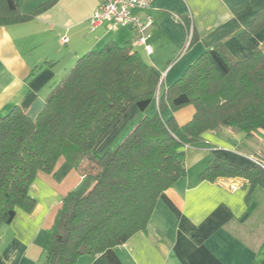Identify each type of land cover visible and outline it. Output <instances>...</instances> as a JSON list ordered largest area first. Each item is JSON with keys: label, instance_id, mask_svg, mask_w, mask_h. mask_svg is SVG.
Wrapping results in <instances>:
<instances>
[{"label": "trees", "instance_id": "16d2710c", "mask_svg": "<svg viewBox=\"0 0 264 264\" xmlns=\"http://www.w3.org/2000/svg\"><path fill=\"white\" fill-rule=\"evenodd\" d=\"M56 2L24 14L19 0H0V27L31 20ZM183 22L190 30V20ZM263 28L264 10L250 29L236 35L245 40ZM195 40L193 32L190 44ZM159 85V73L137 52L108 42L76 60L35 119L18 106L0 117V223H11L17 208H34L30 185L39 172L52 173L59 159L86 178L56 213L44 264H75L145 231L159 195L186 175L185 147L204 132L228 128L246 138L264 134L263 51L237 60L218 43L158 97ZM154 102L155 111L145 114L117 148L96 153L97 143L130 106L145 112ZM187 105L195 108L188 123L163 119L164 110ZM261 164L247 170L211 159L200 178L242 177L253 188L264 184Z\"/></svg>", "mask_w": 264, "mask_h": 264}, {"label": "crops", "instance_id": "0c3cea01", "mask_svg": "<svg viewBox=\"0 0 264 264\" xmlns=\"http://www.w3.org/2000/svg\"><path fill=\"white\" fill-rule=\"evenodd\" d=\"M48 1L19 0L20 9L30 14ZM102 1L57 0L31 20L0 27V117L18 106L35 119L53 85L69 74L76 60L108 42L128 46L157 70L158 97L218 43L237 60L264 52V28L245 40L236 35L250 29L264 10V0H151L146 10L154 20L147 39L151 53L130 27L110 30L101 23L91 28L89 19ZM184 18L190 20V30ZM193 32L196 40L190 44ZM155 109L156 102L144 113ZM139 112L130 106L97 143L96 153ZM194 113V106L187 105L177 111L168 108L162 117L184 125ZM184 150L186 175L159 195L146 230L97 256L83 255L75 264H264V184L251 188L242 177L215 182L200 178L211 159L247 170L255 161L264 164L260 139L222 128L204 132ZM85 179L64 158L52 173L39 172L28 189L34 208H17L11 223H0V264L45 263L56 213L67 193Z\"/></svg>", "mask_w": 264, "mask_h": 264}, {"label": "built area", "instance_id": "2783aa9c", "mask_svg": "<svg viewBox=\"0 0 264 264\" xmlns=\"http://www.w3.org/2000/svg\"><path fill=\"white\" fill-rule=\"evenodd\" d=\"M151 5V0H103L89 19L92 29L101 23H107L110 30H116L121 26L130 27L139 35V43L144 45L147 52H152V47L147 43L150 34L148 29L153 25L152 16L146 13ZM67 38L63 42H67ZM256 164H261L255 161ZM264 168V164H261ZM230 188L235 190L237 186L232 184Z\"/></svg>", "mask_w": 264, "mask_h": 264}, {"label": "rangeland", "instance_id": "374dc122", "mask_svg": "<svg viewBox=\"0 0 264 264\" xmlns=\"http://www.w3.org/2000/svg\"><path fill=\"white\" fill-rule=\"evenodd\" d=\"M73 66V65H72ZM151 108H149L150 111ZM142 115H139L137 117H133L130 121L126 122V126L122 129V131L112 140V142L110 143V145H108L107 147H105L103 149V151L97 153L99 155L103 154L104 152H106L107 150H114L115 148H117V146L123 142V140L125 139V137L127 136V134L136 126V124L142 119V117L145 115L144 112H139ZM256 136L258 137V139H260V144L262 146V148H264V135L262 137V135L258 132L256 134ZM261 136V137H260Z\"/></svg>", "mask_w": 264, "mask_h": 264}]
</instances>
